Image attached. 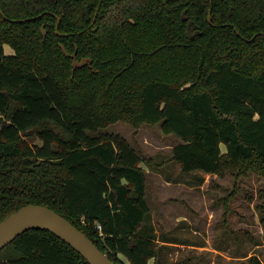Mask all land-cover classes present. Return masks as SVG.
I'll return each instance as SVG.
<instances>
[{
	"label": "trees",
	"instance_id": "trees-1",
	"mask_svg": "<svg viewBox=\"0 0 264 264\" xmlns=\"http://www.w3.org/2000/svg\"><path fill=\"white\" fill-rule=\"evenodd\" d=\"M0 10V221L45 206L114 264H168L169 241L144 223V156L100 133L117 122L160 123L179 139L170 159L181 173L264 179V0H0ZM60 45L91 63L73 72ZM0 264L88 263L34 229Z\"/></svg>",
	"mask_w": 264,
	"mask_h": 264
},
{
	"label": "rangeland",
	"instance_id": "rangeland-1",
	"mask_svg": "<svg viewBox=\"0 0 264 264\" xmlns=\"http://www.w3.org/2000/svg\"><path fill=\"white\" fill-rule=\"evenodd\" d=\"M5 53L12 54L11 48L6 46ZM100 133L121 134L144 156L150 209L144 223L153 226L158 240L169 241L163 246L166 263L240 264L257 255L264 264L263 178L234 171L181 173L170 159L179 139L164 135L160 123L134 128L117 122Z\"/></svg>",
	"mask_w": 264,
	"mask_h": 264
},
{
	"label": "water",
	"instance_id": "water-1",
	"mask_svg": "<svg viewBox=\"0 0 264 264\" xmlns=\"http://www.w3.org/2000/svg\"><path fill=\"white\" fill-rule=\"evenodd\" d=\"M0 13L2 14L1 10ZM208 21L210 22V13ZM58 22L59 19L56 29ZM41 32L45 37L43 25ZM56 33L58 34V32ZM60 48L66 57L72 59L73 72L75 69L91 63V59L77 60L76 51L69 54L63 45H60ZM34 229L45 230L54 234L78 252L88 264H114L105 253L101 252L85 234L75 228L68 220L48 207L34 204L24 205L0 221V251L22 233Z\"/></svg>",
	"mask_w": 264,
	"mask_h": 264
},
{
	"label": "built area",
	"instance_id": "built-area-1",
	"mask_svg": "<svg viewBox=\"0 0 264 264\" xmlns=\"http://www.w3.org/2000/svg\"><path fill=\"white\" fill-rule=\"evenodd\" d=\"M96 229H97V231H99L100 234H102L101 233V226L99 224L96 225Z\"/></svg>",
	"mask_w": 264,
	"mask_h": 264
},
{
	"label": "crops",
	"instance_id": "crops-1",
	"mask_svg": "<svg viewBox=\"0 0 264 264\" xmlns=\"http://www.w3.org/2000/svg\"><path fill=\"white\" fill-rule=\"evenodd\" d=\"M164 181V180H163ZM158 243H160V244H163V242H158ZM166 244V243H165Z\"/></svg>",
	"mask_w": 264,
	"mask_h": 264
}]
</instances>
